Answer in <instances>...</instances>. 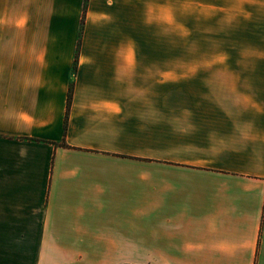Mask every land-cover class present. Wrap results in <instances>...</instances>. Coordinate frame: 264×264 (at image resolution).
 <instances>
[{"label": "crops", "instance_id": "obj_1", "mask_svg": "<svg viewBox=\"0 0 264 264\" xmlns=\"http://www.w3.org/2000/svg\"><path fill=\"white\" fill-rule=\"evenodd\" d=\"M84 1L0 0V264H264V0Z\"/></svg>", "mask_w": 264, "mask_h": 264}, {"label": "rangeland", "instance_id": "obj_2", "mask_svg": "<svg viewBox=\"0 0 264 264\" xmlns=\"http://www.w3.org/2000/svg\"><path fill=\"white\" fill-rule=\"evenodd\" d=\"M180 18H179V27L175 25H165L164 34L165 42L164 49L166 51H180L184 56L187 57V52L190 50V41H189V0H180ZM194 49H198V44ZM167 62V60H166ZM182 62L187 63L188 59H182Z\"/></svg>", "mask_w": 264, "mask_h": 264}, {"label": "trees", "instance_id": "obj_3", "mask_svg": "<svg viewBox=\"0 0 264 264\" xmlns=\"http://www.w3.org/2000/svg\"><path fill=\"white\" fill-rule=\"evenodd\" d=\"M85 2H86V0L84 1V7H85ZM83 7V8H84ZM79 42V41H78ZM78 42H77V45H78ZM70 93H71V86L69 87V89H68V95H67V100H66V110H67V107H68V105H69V101H70ZM65 119H66V115H65Z\"/></svg>", "mask_w": 264, "mask_h": 264}]
</instances>
